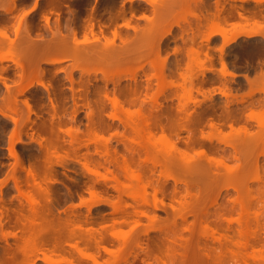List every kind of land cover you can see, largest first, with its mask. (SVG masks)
I'll return each mask as SVG.
<instances>
[{
  "label": "rangeland",
  "instance_id": "rangeland-1",
  "mask_svg": "<svg viewBox=\"0 0 264 264\" xmlns=\"http://www.w3.org/2000/svg\"><path fill=\"white\" fill-rule=\"evenodd\" d=\"M0 1L2 6L10 2V0ZM201 1L198 5L204 7L202 14L215 13L214 4L218 1V7L222 9L220 18L227 17L231 13L229 23L238 22L235 13L237 11L251 21L255 18L253 16L258 17L257 13L260 12L263 16L261 22L264 24V4L258 6L253 2L241 3L238 0ZM35 2H37L36 10L33 9ZM46 2V0H20L17 11L9 15L0 13V21L4 19L9 23L15 22V16L20 13L18 17L22 18V21L34 25L39 29L38 34H42L41 36L47 39L49 31L44 19L39 16L41 15L39 9L44 7ZM58 2L62 5L59 7L61 10L58 9L60 10L58 17H61L59 20L61 26L63 25V31L66 33L64 30L66 25L71 27L73 23L78 22L76 27L78 26L79 38L81 37L79 25L92 9L94 13L91 12L95 15L94 32L99 35L100 25L108 36L115 26L118 31H122L121 34L128 31L131 35L132 31L122 26L124 20L129 19L133 25L136 23L141 27L145 21L139 19V15L141 13L150 15L151 10V6L141 0L132 2L126 0H61L60 2L59 0ZM119 10H122L124 15L119 14L121 12L117 13ZM50 14L47 15L49 26L53 28L56 14ZM115 14H119L116 21L113 19ZM184 17L189 19L185 13ZM257 17L256 20H259ZM191 27H195L193 20ZM10 29L14 31L9 25L7 33L12 39L14 33ZM179 34L180 31L174 27L171 35H168L161 44V56L164 57L165 54L167 57L165 73L167 75L170 73L164 83L180 84L178 72H184L187 81L192 79L194 89L202 83L205 94L208 90L214 91L210 93L212 96L207 94L209 98L204 94L206 100L195 91L189 92L190 86L186 82L185 91L172 86L155 98L157 104L153 103L154 99L151 98L156 92L157 81L154 78L147 81L145 75L148 74V66L145 65L142 71L136 69L135 62L128 64L122 73L114 74L107 81L102 79L103 76L96 66L89 67V75L83 78H79L78 72L75 71L74 84L70 89L71 85L65 79L63 72L55 71L59 68L67 69L65 67L73 64L70 60L61 59L62 54L58 51L38 49L31 45L23 46L26 60L36 63L46 71L47 75L41 81L45 84L52 83L50 89L54 88L60 95H57L58 108L54 112L47 99V92L33 83L23 93L14 92L15 110L9 113L14 122L0 115V264H93L90 256H95L101 264H107L110 261L107 251L118 248L122 250L118 264H163L162 260L164 264L169 262L170 264H245L243 259H240L241 256L233 259L230 253V249H236L230 242L237 239L236 234L239 230L235 219L240 207L234 199L240 195L245 201L247 214L244 218L249 234V243L245 249H241V252L244 254H250L252 250L264 252L263 142L262 144L256 142L258 145L251 143L246 151V159L242 157L238 161L236 158L241 157L242 146L247 141L243 132L246 127L249 135H254L259 130L260 134H264V130H261L264 129L263 119L259 129L255 121L247 120L244 116L250 110L257 111L264 105L262 101L264 93L257 92L242 102H235L233 99L230 103L228 102L230 100H226L218 93L221 82L230 88L231 93L235 94L238 100L240 95L247 92L248 85L243 75L252 78L260 69L264 70V40L260 37H238L234 43L225 46L220 52L219 48L222 45L220 37L213 36L208 42L196 37L194 43L199 47L198 50L202 51L201 53L206 52L212 58V62L203 61L201 66L192 63L190 58L187 59L184 51L177 56L172 54L173 48L183 47L182 39L185 44H190L191 33ZM32 35L34 36L35 32ZM116 44H119L118 40ZM17 53L18 50L12 46L0 47V54L4 56L0 61V79H4L5 84L9 86L8 91H5L6 88L0 82V99L26 81L25 77H22L21 69L13 63ZM203 57L201 54V61ZM222 57L228 70L237 75L233 79L219 76V62ZM54 59L61 61L50 63ZM187 63L190 65L188 68ZM175 64L180 66L179 70ZM203 68L210 71L202 76L199 73L204 70ZM103 70L104 74L109 75V71ZM262 81L260 87L264 89V79ZM124 88L134 90L130 94V99L135 104L130 110L137 111L141 108V113L148 119L150 127H153L151 128L153 136L145 131L138 135L132 132L133 129L130 130L132 125L129 126L130 124L125 120L120 122L108 117L111 107L102 99V93L106 91L111 94L114 90ZM83 89L88 93L87 98H84ZM52 95L51 93V98ZM149 97L151 98L148 99ZM101 99L104 100L100 114L104 129L98 130L93 123L97 119V108L94 105ZM24 100H30L29 103L37 112L36 115L26 114L22 104ZM184 101L192 102H188L186 107V112L193 113L189 115L190 120L184 113H179L180 115L175 113L179 103ZM88 102L92 106L94 116L87 110ZM196 103L197 105L199 103L197 107L192 105ZM229 111L235 118L238 116L237 125L240 128L237 129L238 133H235L239 135L238 141L234 132H232L234 136L231 137V131L226 128L228 120H224L226 119L224 114L230 113ZM122 116L120 115L125 119ZM133 118L135 123L142 122L139 118L137 121H135L136 117ZM214 118L219 119L218 121L221 119L220 123L225 122L221 132L217 133L210 128L208 121ZM191 120L195 123L201 122L197 124L198 126L194 125L196 127L191 126L192 128L189 129ZM40 124L47 126L50 134L39 132L37 127ZM141 124L140 126L143 127L144 123ZM245 124L247 126H244ZM67 131L72 135L69 136ZM232 142L235 143V147L229 145ZM122 158L123 160L127 158L125 160L130 162L134 168L132 170L141 173L143 181L148 184L145 193L146 203L131 198L130 193L139 189L135 184L130 191L125 188L124 190L121 185L114 182V179H111L110 171L121 181L124 180L121 173ZM211 159H222L225 164L232 163L231 166L239 163L238 170L236 173L231 171L234 174L229 175L230 172L222 166L215 165ZM254 159L256 170L244 164L246 161L253 164ZM210 162L214 165L209 164ZM29 168L33 169L37 176L36 183L28 176V171L31 170ZM255 174L258 179H255ZM16 183L21 190L15 186ZM236 185L237 187L234 188ZM39 186L42 188L40 189ZM27 191H30L33 202L35 200L34 203L37 204L34 205L35 210L32 209L33 202L24 197ZM155 193L157 200L154 202ZM184 200L188 203L183 202ZM180 201L186 206H181ZM179 206L184 209L181 207L180 209ZM141 211L147 216L141 215L139 213ZM255 213L257 216L254 215ZM230 218L234 220H229ZM203 222L212 224L216 231H219L218 234L225 235L226 239L219 242L213 240L202 230L205 225ZM119 231L127 237L125 244L114 237V233ZM192 251L193 254L196 253L197 260L193 259ZM58 260L61 262L52 263Z\"/></svg>",
  "mask_w": 264,
  "mask_h": 264
},
{
  "label": "bare ground",
  "instance_id": "bare-ground-1",
  "mask_svg": "<svg viewBox=\"0 0 264 264\" xmlns=\"http://www.w3.org/2000/svg\"><path fill=\"white\" fill-rule=\"evenodd\" d=\"M19 1L20 0H10L9 4L5 5V6H2V1H0V13L5 14V15H9V14H12L14 11H17V9H18L17 6H18ZM46 1H47L46 5H44V7L39 9L40 12L39 11L38 12H39V14H41L39 16H41V18L44 19L46 27L49 31V38H47V39L42 37L41 36L42 34L41 35L38 34V33H40L39 29H36L34 25H32L31 23L28 24V23H25L24 21H22V18L18 17V15L20 13L17 16H15V22L10 21L11 24L8 22V20H6L7 22L4 19H2V21H0V47L1 48H7V47L12 46L13 48H16V50H18V53H17L18 55L15 56L13 63L15 64L16 67L21 69L22 77H25L24 80H26L25 81L26 84L22 83L21 85H19V87L15 88V90L13 92H9V93L6 92L8 95L1 97V99H0V115L8 118L10 120H13L12 122H14V119L11 118V115L9 113L13 112L15 110L14 109L15 93L18 94V93L25 92L33 83L37 84L38 86H40L42 89H44L47 92V95H48L47 99L50 103L52 110L55 112L58 108L57 107L58 102H56V101L59 100V99H57V98H59L58 96L60 95V94H58L59 92L57 93V91L54 88L50 89L51 86L53 85L52 83H50L51 84L50 85L47 83L45 84L44 82L41 81V79L46 77L47 73L42 68H40V66L37 65L36 63H34V62L30 63L26 60L25 55H24L25 50L23 47L25 45H31V46L37 47L38 49H43V50L58 51L62 54L61 59L70 60L73 64L71 66L65 67L67 69H60L59 68L58 71H57V69L55 70L56 72H63V74L65 75V79L67 81H69V83L71 85L70 89H72V86L74 84L73 73L75 71L78 72V74L80 76L79 78H83L84 76L89 75V71H90L89 67L96 66L98 68V70H100L99 72L103 76L102 79L107 81V80H110L111 76H113L114 74L122 73L123 70L126 68V66L130 63L135 62V64L137 65L136 69H139L142 71L144 69V66L147 65L148 66V69H147L148 74H146L145 73L146 71L144 70V74H146L145 77H147L146 78L147 81H149L152 78H154L157 81L156 92L153 93L152 98L149 97L148 99H150V98L154 99L153 103L157 104V102L155 101V98L157 96H159V94H162L164 91H166V89H169L172 86L173 87L176 86L177 88H180V89L185 91V83L186 82H188V84L190 86L189 90H188L189 92L195 91L197 94H200L203 97V99L205 98L204 94L206 92L204 93L205 90L202 89V86H201L202 83H200L199 87L197 86L194 89V87H193L194 83H193L192 79L191 80L188 79L189 81H187V78H186L184 72L183 73L178 72V76L181 79L180 84L175 85L173 83H169V84L164 83L166 77L169 76L170 73L168 75L165 73L167 70L166 69L167 57L165 56V54H164V57L161 56V50H162L161 44L163 43V40L168 35H171L174 27L180 31L181 34H179V35H182L183 33H188V32L191 33V38H190V44L187 45V43L185 44V41L182 39V36H180L184 45H183V47L173 48L172 54L174 56H177L179 53L184 51L187 59L190 58L192 60V63L201 64V66L203 64V61L212 62V58L209 57L206 54V52L201 53L202 51L200 52L198 50L199 47L197 46V44L194 43L196 37H200L202 41H206V42H208L210 40V38L213 36L220 37L221 41H222V45L219 48L220 52L223 51L225 46L234 43L238 37H245V38L260 37L264 40V24H262V22H261V19L263 18V16H261L262 14L260 12L257 13L258 17L253 16L255 18H253V20L251 21V20H248L246 17H244L242 13L240 14V12L235 11V13L237 14V17H238V22L229 23V21H230L229 16L231 15V13H230V15L226 14L227 17L220 18L219 15H220V12L222 9H221V7H218V4H219L218 1H216L214 4L215 5L214 9L216 11L215 13L213 12L214 14L213 13L212 14L208 13L209 15L207 13L202 14V11H204V7L198 5V3L202 2L201 0H192V2H189V0H162V1L161 0H141V1H145L148 5L151 6L150 15H146L145 13H141L139 15L138 18L144 19V21H145V24L141 27L139 25H137L136 23L133 25V23H131L130 22L131 20L129 21V19L124 20V23L122 24V26L127 30L130 29L132 31L131 35L128 34L127 30H126L127 31L126 33L121 34L120 33L121 30L118 31L117 26H115V27H113L112 31H110L111 35L108 36L107 34L104 33V31H102V29H101L102 26H100V25L98 26L99 27L98 33L100 36L98 34H96L94 32V29H93V26L95 24L93 22L95 15H93L94 12L92 9L89 11V13L86 14V15H88V14L89 15L86 18L84 17L85 19L82 20L81 21L82 23L79 25L80 26V34H81V37L79 38V36H78L79 30H77L78 26L76 27V25H78V22H77V24H75L76 22L73 23L74 25L71 27H70V25L65 24L67 26L66 27L67 29L66 28L64 29L66 31V33L63 31V25L61 26V22L59 20L61 17L60 18L58 17V14H59L58 11L61 10L59 7L62 6L61 3L59 4V2H58L59 0H46ZM126 1L132 2V1H136V0H126ZM238 1L241 3H245V2L249 1V2H253L254 4H256L258 6H261L262 4H264V0H238ZM60 2H61V0H60ZM36 5H37V2H35L34 6H33V9H35V10L37 8ZM58 9H60V10H58ZM235 10H237V9H235ZM119 12H121V13H119ZM50 13L56 14L55 23H54L53 28L49 26V18L47 15H49ZM117 13L124 15L122 10H119ZM181 13H183V15H181ZM184 13L188 15L189 19L184 17ZM24 14H22V15H24ZM54 14H52V15H54ZM119 14L114 15L115 16V18L113 17L114 21H116ZM256 17H257V19L259 18V20H256ZM192 20L195 22L194 28L191 27L192 26ZM8 23L14 29V31L12 29H10V31L12 30L14 33V36H11L12 39H10V37H9L10 35L8 36V33H7L8 32L7 29L9 30ZM227 26H229L230 28L229 29L226 28ZM202 29H204V30H202ZM34 32H35V35L33 36L32 34ZM13 37L15 39H17V41L19 40L20 42H17ZM116 40H118L119 44H116ZM15 42H17L18 44L17 43L15 44ZM186 45H187V47H186ZM201 54H203V56H204L202 61L200 60ZM166 55H168V54H166ZM3 59H4V56L0 54V61ZM191 60H189V63ZM60 61H61L60 59H54V60H51L50 63H57ZM189 63H187V68L190 66ZM219 63H220V69L218 70V74L221 78L225 79V77L228 76V77L233 79L234 77L237 76L235 73L228 70L226 63L223 60V57L220 58ZM199 66L200 65H198V67ZM201 66H200V68H201ZM211 66H212V64H211ZM176 67H177V70H179L180 66L178 64L176 65ZM103 69H106L107 71H109V75L104 74L102 72ZM203 69L205 70V68H203ZM187 70H189V69H187ZM204 70H202V71L199 70L200 71L199 74L203 76L205 74V72L210 71V69H207V71L206 70L204 71ZM243 78L247 82L248 90H247V92H245L239 96L240 97L239 100L236 98L237 96L235 94L233 95L231 93L230 88L228 86H226L225 83H223V82H221L222 84L220 83L221 88H220V86H218L220 88V90L218 89V93L221 96H223L226 100H230V101H228L229 103L232 102L233 99L235 100V102H242L246 98L252 97L257 92L264 93V89L260 87L261 82H263L262 79H264V70L262 71L260 69L258 72L255 73V75L252 78H249L246 75H243ZM24 80H23V82H24ZM80 81H82V80H80ZM0 82L6 88L5 91L6 90L8 91L9 86L7 84H5L4 79L3 80L0 79ZM77 83H79V81ZM6 85H7V87H6ZM56 89H59V88H56ZM50 90H52V91H50ZM83 91H84V89H83ZM133 91H134L133 89L130 90V89L124 88V89H120L118 91L114 90L113 92H111V94L107 93L106 91H104L102 93V96H101L102 99H104L109 104V106L111 107V113L108 114V117L112 120H117L120 122H122V120H125V122H128V124H130L129 126L132 125L131 126L132 128L130 130L133 129L132 132L134 131V132H136V134H138L142 131H145L146 133H148V135H150L153 132V131L151 132V128H153V127H150V123H149L148 119H146L143 116V113H141L142 112V111H140L141 108L139 107L140 109H137V111L132 110L133 112L130 110L131 109L130 107L135 104V103L133 104L132 100L130 99V94ZM209 91L210 90H208V92H207V94L209 93L208 95H211L210 93L214 92V91L213 92L212 91L209 92ZM51 93L53 94L52 98L50 97ZM186 93L188 94L187 91H186ZM87 94L88 93L85 90L84 91V98H87ZM207 94H205V96ZM208 95H207V97L209 98ZM102 99L99 100L100 101L99 103H96L94 105L97 108V112H96L97 113V115H96L97 119L93 123L95 124V128H98V130H100L103 127L102 120L100 118V116H101L100 114L102 113L101 111H102V107H103V103H104V100H102ZM206 99H204V100H206ZM29 101L28 100L22 101V104L25 108L26 114L28 116L30 114L36 115L37 112L34 110V108H32ZM262 101H264V100H262ZM32 102H34V101H32ZM188 102H191V101H188ZM188 102L185 103V101H184V103L183 102L179 103V105L177 106L176 112L175 111L174 112L177 114L184 113L186 116H188L187 119H189V115L190 114L193 115V113H191V112L189 113L188 111L186 112V110H187L186 107H188L187 104H189ZM195 102H193V103H195ZM34 103H32V104H34ZM258 104H261V103H258ZM192 105L196 106L197 103L192 104ZM198 105H199V103H198ZM86 107H88L87 110H88L89 114L94 116L95 114L92 112V106L90 105L89 102L87 103ZM156 107H157V105H156ZM255 109H256V107H255ZM226 113L227 112H225V114H224L225 115L224 118H226L224 120H228V123L226 121V128L228 127V129L231 131L232 136L230 134L229 135L231 137H233L234 135L232 134V132H234V134L236 132L238 133L237 129L239 130V128H240V126L237 125L238 124V120H237L238 116H236V118H235L234 116L231 115L232 112L227 113V114ZM247 113H246L247 115H244V116H246L247 120L255 121L257 123V126H258L257 128L261 129L260 124L262 123V119L264 120V105H262L260 107V109L258 108L257 111L256 110H250ZM120 115H123L122 117H125V119L124 118L122 119L120 117ZM133 117H136L135 121H137V118L141 119V121L144 123L145 128H143L144 126L143 127L140 126V124L142 122L139 121V122L135 123L133 121L135 118H133ZM175 117L176 116H174V118ZM191 117L192 116H190V118ZM126 119H127V121H126ZM187 119H185V120H187ZM212 120H217V121H212ZM212 120L210 122L208 121L210 128L212 130H214L215 132L217 131V133L221 132V130H223V127L225 126L224 125L225 122L220 123V121H222V120L220 119V121H218L219 119H216V118H214ZM130 121H133V122H130ZM198 121H200V120H198ZM184 122L186 124V121H184ZM200 122L195 123V122H192V120H191L189 129L192 128L191 126H194V125L198 126L197 124H199ZM255 122H252V123H255ZM103 123H105V122H103ZM131 123H133V124H131ZM125 125L127 126V124H125ZM179 125H180V123H179ZM129 126H127V127H129ZM186 126L188 128V123ZM196 126H194V127H196ZM244 126H247V125L245 124ZM234 127H237V128L235 129ZM158 128H159V126H158ZM158 128H157V130H158ZM246 128L243 130V132L246 135L245 138H247V141H245L243 146H242L241 152L242 151L243 152H242L241 157H236V158H238L237 159L238 161H240L239 158H242V157L243 158L245 157L244 159L247 158L246 157V151H247L248 146L251 143H256L259 141L260 142L259 144H262V142L264 144V137H263L264 134L263 135L260 134V130L254 135H251V134L249 135ZM37 129L39 130V132H42L44 134H47V135L50 134L49 130H48L49 128H47V126H45L44 124L38 125ZM102 129H104V128H102ZM161 130H162V128H161ZM261 130H264V129L262 128ZM189 131H191V130H189ZM256 131H257V129H256ZM69 132L71 133V129ZM239 132L241 133V130ZM70 133H69V136L72 135V134L70 135ZM74 133H75V131H74ZM133 134H135V133H133ZM138 135H140V134H138ZM226 135H228V133ZM237 135L238 134H235L236 139H237V137H239V135L238 136ZM206 136H208V134ZM206 136H204V137H206ZM200 138H202V137H200ZM190 139H191V137H190ZM192 139H194V138L192 137ZM207 139H209V138L207 137ZM146 140H148V139H146ZM237 141H238V139H237ZM188 143L186 142V144H188ZM237 143L240 144V142H237ZM226 144H229V143H226ZM256 144L258 145V143H256ZM229 145L230 146L233 145L232 147H235L234 146L235 143H233V142L230 143ZM261 146H263V145H261ZM263 149H264V146H263ZM235 151H237V150H235ZM262 153H264V152H262ZM236 158H234V159H236ZM125 159H127V158H125ZM125 159L124 160H123V158L121 159V160H123V162L121 164V170H122L121 173H123L122 179H124V180L121 181V179L119 177L113 175L114 173L111 174V171L109 170L110 172L109 171L108 172L112 177L111 179H114V182L116 181L119 185L122 186L123 189L125 188L126 190H129V191H130V189H132V186L136 185L139 189L137 192L130 193L131 198L133 200H137V201H141L142 203H146V198H145L146 194L145 193H146V187L148 184L146 182H144L145 180L143 181L141 173L139 174L137 171L135 173V171L132 170L134 168H132V165H130V162L128 160H125ZM184 160H185V158H184ZM211 160H212V162L214 161L215 165L222 166L226 171L230 172L231 174L229 173V175H232L233 172H231V171H235V173H236V170H238L239 163H235V164L233 163L234 164L233 166H231L232 165V163H231V164H229L231 166L230 167L227 163L225 164L224 162H222V159H216V160L211 159ZM211 160H209V161H211ZM156 161H154V162H156ZM160 162H162V161H160ZM158 163H159V161H158ZM209 164H211V162ZM214 164H211V165H214ZM244 164L246 166L254 167L256 170L257 165L255 164V159H254L253 164L250 163L249 161L244 162ZM245 165H244V167H246ZM29 169H31V168H29ZM247 169H249V168H247ZM34 170H36V169H34ZM95 171L96 170H94V173H95ZM36 173L38 174V172H36ZM28 176L30 177L31 181L36 183L37 176L35 175L33 169L28 171ZM255 179H258L257 175L255 176ZM133 184H135V185H133ZM35 185L37 186V184H35ZM38 185H40V184H38ZM237 185L234 186V188H236ZM15 186L16 187L18 186L17 183L15 184ZM137 187H135V188H137ZM239 187H240V185H239ZM17 188H19L18 190H21L20 189L21 187H17ZM39 188H40V186H39ZM39 188H37V189H39ZM27 190H29V189H27ZM156 190H157V188H156ZM239 193L241 194V191ZM259 193H261V192H259ZM25 194H26V196H24V197L25 198L27 197L28 201L30 200L33 202V200H32L33 196L32 197L30 196L31 195L30 191H27V193L25 192ZM259 196H258V198H259ZM153 198H154L153 201L155 202L157 200V199L155 200V198H157L156 193L153 196ZM185 201L186 200H184L183 202H185ZM34 202H35V200H34ZM34 202L32 203L33 208L31 207L33 210H35V208H34L35 203ZM234 202L236 204H238L240 207V212H239L237 218L235 219V222L238 224L239 230L237 231V234H236L237 239L231 240V242H230L236 247V249L235 250L230 249V253H231L233 259L234 258L237 259V257L239 258L241 256L240 259L242 258L243 262L245 264H264V252L263 251L252 250V252L250 254H244L241 252V249H245V247L249 243L248 242V239H249L248 235L249 234H248V231L246 229V222H245V218H244L245 214H247V210H246V206H244V204H245L244 198L241 195L239 197L236 196V199H234ZM180 203H181V201H180ZM29 204H30V202H29ZM182 205H184V203H181V206ZM181 206H179V208ZM184 206H186V205H184ZM181 208H183V207H181ZM247 208H248V206H247ZM139 213L143 216H147V214L143 211H141ZM254 215L257 216L256 213ZM33 219H34V217H33ZM151 219H153V218L151 217ZM229 220H234V218L233 219L230 218ZM203 223H205V222H203ZM189 230H190V228H189ZM202 230L204 231L205 234H208L209 236H211V238L213 240H217L218 242L226 239L225 235H223L221 233L218 234L219 231L217 232L215 227L210 223L208 224L206 222L205 225L203 226ZM120 233H121L120 231L114 233V237L117 240H120L121 242H123L125 244L127 237L125 234H122V233L120 234ZM124 235H125V237H124ZM27 243H29V242H27ZM121 251L122 250H120L119 248L108 250L107 252L110 256V261L107 264H118V262L120 261L121 256H122ZM193 252L194 251H192V255H193V259H194L196 256L195 255L196 253L193 254ZM90 260L93 264H101L95 256H90ZM194 260H197V259L195 258ZM163 261L164 260H162V263L164 264L165 262H163ZM57 262H61V260L60 261L58 260V261H55L52 263H57ZM169 264H170V262H169Z\"/></svg>",
  "mask_w": 264,
  "mask_h": 264
}]
</instances>
